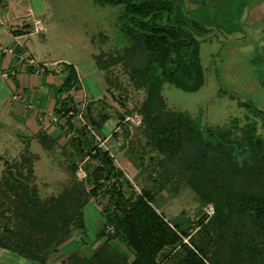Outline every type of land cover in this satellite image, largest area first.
Returning a JSON list of instances; mask_svg holds the SVG:
<instances>
[{"label":"rangeland","instance_id":"374dc122","mask_svg":"<svg viewBox=\"0 0 264 264\" xmlns=\"http://www.w3.org/2000/svg\"><path fill=\"white\" fill-rule=\"evenodd\" d=\"M180 1L191 19L210 30L199 37L205 84L195 93L165 84L162 95L167 109L189 115L203 129L254 127L264 136V0ZM122 12L121 6L95 0H0V13L8 14L9 24L17 22L14 28L22 35L21 46L28 58L34 59L37 70L50 71L56 64H70L79 75L75 90L59 95L61 86L52 89L57 102L67 98L69 108L74 110L69 124L64 111L52 115L34 109L28 113L30 88L0 89V99H4L0 104V182L5 162L19 160L29 151L36 157L35 183L43 199L58 196L73 181L81 182L89 192L93 187L90 172L104 165L100 159L90 157L98 148L110 154L129 180L130 186L121 180L127 197L133 192L150 191L155 197L154 207L172 226L195 234L199 220L214 216V207L201 202L178 173V163L165 160L147 138L138 113L146 91L136 88L129 75L130 67L116 64L101 70L97 66L98 56L109 62L130 46L123 34ZM35 20L41 21L44 31L36 32ZM14 96L20 97L18 102ZM17 106L27 114L15 113ZM32 113L34 122L39 120L38 132L50 135V150L42 145L39 133L27 127ZM54 131L57 135H53ZM80 168L83 176L77 174ZM113 181L105 183L96 196L86 197V229L72 227V234L56 253L62 260L75 252L90 256L101 246L97 234L105 222L106 209L112 207L105 190ZM13 210L8 195L0 192L1 228L15 225ZM229 242L231 245L223 249L226 255L235 246L234 240ZM185 243L189 244V239ZM115 244L121 255L133 260L125 244ZM171 251L167 248L160 254L162 264H174V259L169 258Z\"/></svg>","mask_w":264,"mask_h":264},{"label":"trees","instance_id":"16d2710c","mask_svg":"<svg viewBox=\"0 0 264 264\" xmlns=\"http://www.w3.org/2000/svg\"><path fill=\"white\" fill-rule=\"evenodd\" d=\"M95 1L123 7L120 20L130 42L109 62L98 56V68L130 67L132 82L146 91L138 113L147 138L165 160L178 163V173L204 205L214 207V216L199 220L195 234L180 232L154 207L153 193L142 190L125 195L121 180L130 186L129 180L110 154L98 148L90 157L104 165L89 171L91 191L73 181L58 196L43 199L35 183L36 157L26 151L19 160L6 161L1 176L0 192L11 200L16 222L13 227H0V248L48 264L72 234V227L86 229V197L96 196L105 183L114 180L105 190L112 207L106 209L97 234L101 246L90 256L78 252L65 256L61 264H162L159 257L167 248L172 249L169 258L174 264H264V136L254 127L203 129L189 115L169 111L162 95L165 84L187 93L204 86L199 37L210 30L191 19L180 0ZM63 71L66 78L59 95L75 90L79 82L73 65L63 64ZM67 101L57 102L56 112L64 111L69 124L73 118L69 113L74 110ZM38 136L50 150V135ZM76 172L74 168V176ZM231 239L235 246L226 255L223 249L231 245ZM116 241L132 251V261L118 252ZM213 246H218L216 251Z\"/></svg>","mask_w":264,"mask_h":264},{"label":"crops","instance_id":"0c3cea01","mask_svg":"<svg viewBox=\"0 0 264 264\" xmlns=\"http://www.w3.org/2000/svg\"><path fill=\"white\" fill-rule=\"evenodd\" d=\"M8 22V14L0 13V49H14V54H7L0 51V89L3 86L7 89H14L15 91H18L20 86L21 88H24L25 91L30 88L31 91L29 93L31 94V98L29 103H27L28 113L34 109H39L41 112L54 115L58 103L55 100L56 97L53 98L52 96V89L62 86L66 75L63 70L57 72L53 68L50 71L45 70L44 72H40L34 67V65H27V59L33 62L34 59L28 58L25 50L21 46L20 41L22 35L17 33L20 32L18 31L19 29L14 28L17 22H11V24ZM13 98L16 102L20 99V97L17 96H14ZM3 102L4 99H0L1 105H3ZM13 107H15L14 103ZM14 112L19 115L27 114L24 109L19 106L15 108ZM33 116L34 113H32V117L28 119L27 127L29 130L38 132L41 128L36 122L39 120L34 122ZM55 134L57 135L56 131H54L53 135ZM26 261L30 260L24 259L11 251L0 248V264H28ZM61 261L62 256L55 254L52 256L48 264H58Z\"/></svg>","mask_w":264,"mask_h":264},{"label":"built area","instance_id":"2783aa9c","mask_svg":"<svg viewBox=\"0 0 264 264\" xmlns=\"http://www.w3.org/2000/svg\"><path fill=\"white\" fill-rule=\"evenodd\" d=\"M34 25H35L36 32H42L45 29L40 20H35L34 21ZM0 51L3 52V53H7V54H14V49H8V50H2V49H0ZM28 62H29V65H32V66L34 65V62L33 61L29 60ZM53 68L57 72H60V71L63 70V66H61L60 64L59 65L56 64ZM73 114H74V112H70L69 113V115H73ZM54 120H57V117H55ZM77 174H78V176H83L85 173H84L83 169L80 168Z\"/></svg>","mask_w":264,"mask_h":264}]
</instances>
